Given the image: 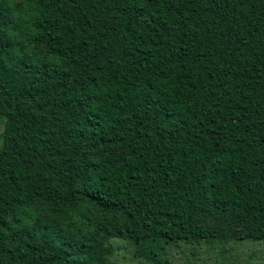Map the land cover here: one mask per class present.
I'll return each instance as SVG.
<instances>
[{
	"label": "trees",
	"instance_id": "16d2710c",
	"mask_svg": "<svg viewBox=\"0 0 264 264\" xmlns=\"http://www.w3.org/2000/svg\"><path fill=\"white\" fill-rule=\"evenodd\" d=\"M0 120V264L264 240V0H0Z\"/></svg>",
	"mask_w": 264,
	"mask_h": 264
},
{
	"label": "rangeland",
	"instance_id": "374dc122",
	"mask_svg": "<svg viewBox=\"0 0 264 264\" xmlns=\"http://www.w3.org/2000/svg\"><path fill=\"white\" fill-rule=\"evenodd\" d=\"M1 129L0 120V132ZM116 245L111 257L115 264H141L127 254L125 244L117 242ZM227 247V250L221 251L217 246L209 248L197 245L194 247L196 254L192 255L190 245H187L172 249L168 261L169 264H264V240H237L228 243Z\"/></svg>",
	"mask_w": 264,
	"mask_h": 264
}]
</instances>
